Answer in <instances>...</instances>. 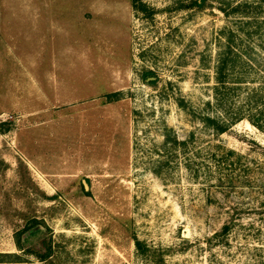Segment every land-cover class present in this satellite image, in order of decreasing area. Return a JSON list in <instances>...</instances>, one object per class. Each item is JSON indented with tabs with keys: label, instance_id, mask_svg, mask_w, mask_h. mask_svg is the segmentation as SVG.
I'll use <instances>...</instances> for the list:
<instances>
[{
	"label": "rangeland",
	"instance_id": "rangeland-1",
	"mask_svg": "<svg viewBox=\"0 0 264 264\" xmlns=\"http://www.w3.org/2000/svg\"><path fill=\"white\" fill-rule=\"evenodd\" d=\"M196 1L0 0V264H264V0Z\"/></svg>",
	"mask_w": 264,
	"mask_h": 264
},
{
	"label": "trees",
	"instance_id": "trees-1",
	"mask_svg": "<svg viewBox=\"0 0 264 264\" xmlns=\"http://www.w3.org/2000/svg\"><path fill=\"white\" fill-rule=\"evenodd\" d=\"M202 1V3L200 2ZM200 1H196L195 2V5L197 6H202V4L205 2V0H200ZM37 232V231H36ZM36 232H32V234L36 233ZM31 234V233H30ZM26 238L23 240V242H25ZM20 244H21V241H20Z\"/></svg>",
	"mask_w": 264,
	"mask_h": 264
},
{
	"label": "flooded vegetation",
	"instance_id": "flooded-vegetation-1",
	"mask_svg": "<svg viewBox=\"0 0 264 264\" xmlns=\"http://www.w3.org/2000/svg\"><path fill=\"white\" fill-rule=\"evenodd\" d=\"M148 79L150 80V82L154 81V80H152V79H153V77H149Z\"/></svg>",
	"mask_w": 264,
	"mask_h": 264
},
{
	"label": "water",
	"instance_id": "water-1",
	"mask_svg": "<svg viewBox=\"0 0 264 264\" xmlns=\"http://www.w3.org/2000/svg\"><path fill=\"white\" fill-rule=\"evenodd\" d=\"M84 185H85L86 187H88V185H87L86 181H84Z\"/></svg>",
	"mask_w": 264,
	"mask_h": 264
}]
</instances>
